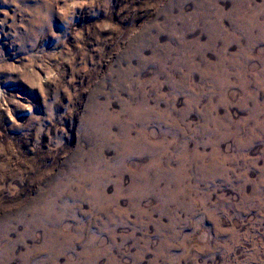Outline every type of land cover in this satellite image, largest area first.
<instances>
[{
  "label": "rangeland",
  "instance_id": "374dc122",
  "mask_svg": "<svg viewBox=\"0 0 264 264\" xmlns=\"http://www.w3.org/2000/svg\"><path fill=\"white\" fill-rule=\"evenodd\" d=\"M0 264H264V0H0Z\"/></svg>",
  "mask_w": 264,
  "mask_h": 264
}]
</instances>
